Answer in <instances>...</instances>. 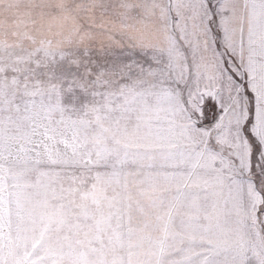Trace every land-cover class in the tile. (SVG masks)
I'll list each match as a JSON object with an SVG mask.
<instances>
[{
	"label": "snow or ice",
	"instance_id": "1",
	"mask_svg": "<svg viewBox=\"0 0 264 264\" xmlns=\"http://www.w3.org/2000/svg\"><path fill=\"white\" fill-rule=\"evenodd\" d=\"M0 264H264V0H0Z\"/></svg>",
	"mask_w": 264,
	"mask_h": 264
}]
</instances>
